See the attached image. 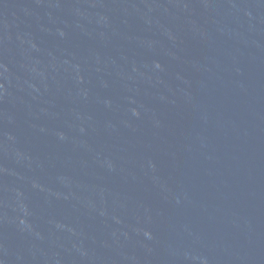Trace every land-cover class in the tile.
I'll return each mask as SVG.
<instances>
[{
	"label": "water",
	"instance_id": "water-1",
	"mask_svg": "<svg viewBox=\"0 0 264 264\" xmlns=\"http://www.w3.org/2000/svg\"><path fill=\"white\" fill-rule=\"evenodd\" d=\"M0 264H264V0H0Z\"/></svg>",
	"mask_w": 264,
	"mask_h": 264
}]
</instances>
